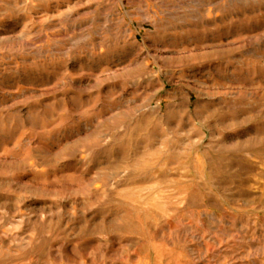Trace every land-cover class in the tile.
Masks as SVG:
<instances>
[{"label":"rangeland","instance_id":"obj_1","mask_svg":"<svg viewBox=\"0 0 264 264\" xmlns=\"http://www.w3.org/2000/svg\"><path fill=\"white\" fill-rule=\"evenodd\" d=\"M0 264H264V0H0Z\"/></svg>","mask_w":264,"mask_h":264}]
</instances>
